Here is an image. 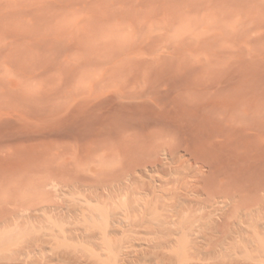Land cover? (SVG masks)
<instances>
[{
	"label": "rangeland",
	"instance_id": "1",
	"mask_svg": "<svg viewBox=\"0 0 264 264\" xmlns=\"http://www.w3.org/2000/svg\"><path fill=\"white\" fill-rule=\"evenodd\" d=\"M263 100L264 0H0V264H166L185 239L187 264H264V226L227 225L237 202L221 197L260 179L215 145L220 126L238 130ZM204 116L203 159L150 155ZM132 164L140 175L126 182ZM127 197L176 198L177 236L136 224L141 212L120 208ZM113 205L122 223L109 235Z\"/></svg>",
	"mask_w": 264,
	"mask_h": 264
},
{
	"label": "bare ground",
	"instance_id": "2",
	"mask_svg": "<svg viewBox=\"0 0 264 264\" xmlns=\"http://www.w3.org/2000/svg\"><path fill=\"white\" fill-rule=\"evenodd\" d=\"M255 97V96H254ZM262 99V98H261ZM256 101V102H255ZM264 101V100H263ZM245 103L247 104H257V106L259 107L260 103H261V100H246ZM264 105V103H262ZM256 109V108H255ZM263 109V108H262ZM223 116V115H222ZM230 116V115H229ZM240 122L242 123L241 126L239 127L238 130H233L231 131L230 128H223L219 127V131L222 135L220 136H223V141L220 142V143H215V145L217 146V148H220L221 150L222 149H226L228 151H231V152H234L236 153L237 157L239 159V161L241 162V173L243 176L249 179H260L259 182L257 183H250V184H247V185H242V187H239L237 190H234V191H230L229 193H225L223 194L221 197H224V200L225 198L231 200V202L233 200H235L237 203H236V206H235V210L232 214V221H226L225 223H227V225L229 226H232V227H235L236 225H238L241 220H243L244 218L248 217V218H254L255 216L257 217L256 219H254V221L256 222L253 223L255 225H262L264 226V111L263 110H260L257 109V111H254V112H248L246 113V115L240 117ZM228 118L227 117H223V118H220V121L218 120L219 123L221 122H224L226 121ZM209 121H211L210 118L208 117H205L204 118H201L200 121L193 127V124H192V127L190 126V130H189V133L184 135V137L180 140V142L176 145V146H163L161 149H159V151H157L156 149L155 150H150V155H157L159 156V154H163L165 155V158L166 156L168 157H174L176 155V153H181V150H184L186 151L187 153L193 155L194 157H196L197 159H203L202 157L204 156V151L205 149H207V147H209V145H211V137L213 135H209V132L206 131V123H208ZM229 121V120H227ZM189 122V121H188ZM212 122V121H211ZM210 122V123H211ZM225 123V122H224ZM223 123V124H224ZM209 130V129H208ZM211 132V131H210ZM214 133V132H213ZM212 134V133H211ZM228 154V152H226ZM225 153V154H226ZM230 153V152H229ZM203 155V156H202ZM223 155V154H222ZM162 156V155H161ZM185 156V155H184ZM209 156V155H208ZM228 157V156H226ZM235 158V159H236ZM59 160V159H58ZM161 161L160 157H157L155 158L154 160H149L145 163V166L146 168L149 167V166H155L156 164H158L159 162ZM214 162V160H212ZM211 161V162H212ZM198 164V163H197ZM140 166L142 165L141 163L139 164ZM135 165H130L129 168L125 167V179H126V182L127 180H130L132 181L133 179L136 178L135 176V173L137 172L138 174V170L140 169L139 167L137 168V165L134 167ZM199 166V165H197ZM211 166V165H210ZM150 168V167H149ZM208 168V167H207ZM212 168V167H211ZM59 170V169H58ZM209 170V169H208ZM49 172V171H48ZM200 172V171H199ZM52 173V172H51ZM55 173V172H54ZM64 173V172H63ZM230 173V172H229ZM50 174V173H49ZM201 174V173H200ZM58 174H56L57 176ZM140 175V174H138ZM235 175V174H234ZM62 176V175H61ZM64 176V175H63ZM62 176V177H63ZM64 178V177H63ZM193 178V177H192ZM70 179V178H69ZM40 180V179H39ZM57 180V179H55ZM54 180V181H55ZM65 180V179H64ZM195 180L197 181V179L195 178ZM74 181V180H72ZM193 181V180H192ZM38 182V181H37ZM43 183L44 181H40L39 183ZM46 182V181H45ZM48 182V181H47ZM65 182V181H64ZM133 182V181H132ZM135 182V181H134ZM41 183V184H42ZM50 183V182H49ZM69 183V181H68ZM124 183V182H123ZM129 183V182H128ZM39 184V185H41ZM52 184V183H51ZM50 184V185H51ZM55 184V183H54ZM44 185V184H43ZM68 185V184H67ZM134 185V184H133ZM136 185V183H135ZM134 185V186H135ZM143 185V184H142ZM146 185V184H145ZM191 183H189L188 186H190ZM64 186V185H63ZM66 186V185H65ZM69 186V185H68ZM120 186V184H119ZM133 186V188H134ZM72 187V186H71ZM108 187V185H107ZM38 188V187H37ZM75 188V187H74ZM100 188V187H99ZM128 188V186H127ZM132 188V189H133ZM137 188V187H136ZM139 188V187H138ZM175 188V187H174ZM177 188V187H176ZM184 188V187H183ZM36 189V188H35ZM41 189V188H40ZM76 189V188H75ZM108 189V188H107ZM121 189V188H120ZM129 190L131 188H128ZM188 189V188H187ZM235 189V188H233ZM32 190V189H31ZM34 190V189H33ZM38 190V189H37ZM36 190V191H37ZM111 190V189H110ZM116 190V189H115ZM138 190V189H137ZM105 191H106V187H105ZM108 191V190H107ZM122 191V190H121ZM128 191V190H127ZM126 191V192H127ZM135 191V190H134ZM30 192V191H29ZM35 192V190L33 191ZM72 192V191H71ZM70 192V193H71ZM77 192V191H76ZM93 192V190H92ZM129 192V191H128ZM139 192H141V189L139 190ZM144 192V190H143ZM37 193V192H36ZM35 193V194H36ZM136 193V192H134ZM138 193V192H137ZM149 193V192H147ZM146 193V195H147ZM13 194V193H12ZM33 194V193H31ZM109 194V193H108ZM127 194V193H126ZM141 194V193H140ZM167 194L169 195H173L174 193L172 191L170 192H167ZM39 196H41L40 194H38ZM37 195V196H38ZM44 195V194H43ZM86 195V194H85ZM122 195V194H121ZM130 194H128L127 196H129ZM133 195V194H132ZM93 196V195H92ZM95 196V195H94ZM114 196V195H113ZM145 196V195H144ZM149 196V194H148ZM26 197V196H25ZM112 197V196H111ZM202 197V196H201ZM204 197V196H203ZM11 198V197H10ZM9 198V199H10ZM36 198V196H35ZM43 198H45V196H43ZM93 198V197H92ZM135 198V197H134ZM161 198V197H160ZM167 198V197H165ZM169 198V197H168ZM7 199V198H6ZM41 199V198H40ZM116 199V198H114ZM145 199H147L145 197ZM176 199V198H175ZM174 199V200H175ZM226 199V200H227ZM29 200V199H27ZM37 200V199H36ZM35 200V201H36ZM77 200V199H76ZM142 200V199H141ZM158 200H159V197H158ZM162 200V198H161ZM164 200V199H163ZM170 201V199H168ZM173 200V201H174ZM223 200V199H222ZM42 201V200H40ZM78 201V200H77ZM98 201V200H97ZM136 202V200H134ZM133 201V203H134ZM147 200H145V202L143 201H139L138 200V203L137 204H133L132 202L129 201L128 197L127 199L122 203L123 204V208L122 206H120L121 210L123 211H127V212H132V211H139L138 213L141 212V218L140 219H136L138 217H136L133 221L136 222V224H139V225H142L143 224H148L145 225L147 226V230H149V228L151 230H153L154 228H156L157 232H159L160 228L162 230L160 231H165L166 228H168V231L171 232L170 236L172 237L173 233L175 234V231H176V228L173 226V224H176L177 227H178V223L182 224L184 222V217H182V213L180 214V211L178 210V212H176V214L178 213L177 216H179L180 218L178 219L177 218H174L175 216V208L178 206L177 203H175V201L177 202V200H175L174 202L171 200V202H168L166 203V200H165V203H159L157 206L155 207H152L150 206V201L146 202ZM28 202V201H27ZM38 202V200H37ZM65 202V201H64ZM115 202V201H114ZM118 202V201H117ZM224 202V201H223ZM222 202V203H223ZM8 203V202H7ZM29 203V202H28ZM42 203V202H41ZM179 203V202H178ZM195 203V202H194ZM193 203V204H194ZM23 204V203H22ZM30 204V203H29ZM37 204V203H36ZM39 204V203H38ZM51 204V203H50ZM76 204V203H75ZM118 203H116L115 205H117ZM121 204V205H122ZM153 204V203H152ZM188 204L186 202V207H188ZM193 204H192V207H193ZM214 204V203H213ZM221 204V203H219ZM224 204H227L226 202H224ZM27 205V204H26ZM31 205V204H30ZM40 205V204H39ZM43 205V204H42ZM45 205V204H44ZM43 205V206H44ZM67 205V204H66ZM65 205V206H66ZM78 206V204H76ZM199 205V204H198ZM29 206V205H28ZM37 206V205H36ZM53 206V205H52ZM85 206V205H84ZM83 206V207H84ZM182 205H180L179 207H177L178 209L181 208ZM45 207V206H44ZM57 207V206H56ZM113 207L115 208H118L117 206H114ZM162 207L165 211L162 210ZM191 207V208H192ZM199 207V206H197ZM37 208H40V207H37ZM46 208V207H45ZM82 209V206L80 207ZM79 208V210H80ZM87 208V206H86ZM85 210V213H87V216H89V213H88V208ZM112 208V206H111ZM111 208H108L109 210H112ZM189 208V207H188ZM203 208H204V205H203ZM216 208V207H215ZM31 209V208H30ZM57 209V208H56ZM182 209V208H181ZM201 209V208H200ZM205 209V208H204ZM203 209V210H204ZM35 210V209H34ZM78 210V209H77ZM84 209H82L83 211ZM118 209L116 210H112L110 211L111 214L109 215H106V222H107V226L106 228L104 227V229H106V232L109 231V235L112 231H116L118 226L114 225L116 224L117 222H121V211H118ZM162 210V211H161ZM189 210V209H188ZM186 210L185 208V212L188 211ZM91 212V210H89ZM167 211H169L170 213H167ZM35 212V211H34ZM173 212V213H171ZM203 212V211H201ZM206 212V211H205ZM32 213V212H31ZM45 213V212H44ZM204 213V212H203ZM211 213V211H210ZM46 214V213H45ZM82 214V212H81ZM131 214V213H130ZM194 214V212L192 213ZM196 211H195V214L196 215ZM202 214V213H201ZM207 214V213H206ZM56 215V214H55ZM59 215V214H58ZM83 215V214H82ZM128 215V214H127ZM132 215V214H131ZM137 216V214H135ZM140 216V214H138ZM187 215V214H185ZM197 215H200V214H197ZM91 217H99V218H103L104 219V216L102 213H97L96 211L93 212L92 214H90ZM202 216V215H201ZM231 216V215H230ZM29 217V216H28ZM47 217V216H45ZM129 217V216H128ZM134 217V216H133ZM195 218L197 216H194ZM40 218V217H39ZM49 218V217H48ZM56 218V217H55ZM98 218V219H99ZM110 218L112 219V221L114 222L113 224H110L109 221H110ZM220 218V217H219ZM42 219V218H41ZM40 219V220H41ZM57 219V218H56ZM61 219V218H60ZM81 219V218H80ZM194 219V218H193ZM79 220V219H78ZM102 220V219H101ZM100 220V222H101ZM59 221V220H57ZM76 221V220H75ZM84 221V220H83ZM99 221V220H98ZM110 221V222H112ZM123 221V220H122ZM130 222V221H129ZM133 222V223H134ZM190 224L192 222L191 219H188V221ZM213 222V221H211ZM41 223V222H40ZM52 223V222H51ZM122 223V222H121ZM124 223V222H123ZM193 223V222H192ZM252 223V221H251ZM44 224V223H43ZM53 224V223H52ZM73 224V223H72ZM112 226H116L115 228L114 227H111L110 225ZM118 224V223H117ZM131 224V223H130ZM179 224V225H180ZM210 224V223H209ZM213 224V223H212ZM246 224V223H245ZM249 224V223H248ZM252 224V225H253ZM30 225V224H29ZM70 225V224H69ZM189 225V224H188ZM187 225V226H188ZM41 226H44L41 224ZM50 226V224H49ZM89 226V225H88ZM87 225H83V227H86L87 229L88 228H91V225L90 227H88ZM157 226V227H156ZM174 227L175 229H173L172 227ZM186 226V227H187ZM191 226V225H190ZM198 226V225H196ZM209 226V225H208ZM243 226V225H242ZM241 227V225L239 226ZM142 230H143V227H141ZM146 228V227H145ZM189 228V226H188ZM237 228V227H236ZM257 228V227H256ZM85 229V228H83ZM82 229V231H83ZM93 229V228H92ZM196 229V228H195ZM238 229V228H237ZM241 229V228H240ZM249 229V227H248ZM259 230L261 228H258ZM74 230V229H73ZM86 230V229H85ZM98 230V229H97ZM137 230V229H136ZM146 230V229H145ZM175 230V231H174ZM187 230V229H186ZM194 230V228H193ZM239 230V229H238ZM250 230V229H249ZM29 231V230H28ZM57 231H59L57 229ZM86 230V233H83L85 231H83L82 233V237L84 239H92L94 236L93 239H99V237L97 238L96 237V234L95 233H91V230ZM140 231V230H139ZM155 231V230H153ZM167 231V230H166ZM178 231L180 232V228L178 229ZM262 231V230H260ZM81 232V231H80ZM105 232V230L103 231ZM142 232V231H141ZM113 233V232H112ZM118 233V232H117ZM177 233V232H176ZM191 233H194L195 232H191ZM247 233V232H246ZM245 233V234H246ZM51 234V233H50ZM114 234V233H113ZM159 234V233H158ZM164 235V233H161V235ZM167 234V233H166ZM32 235V234H31ZM39 235V234H38ZM52 235V234H51ZM101 235L102 237V234H99ZM107 235V234H105ZM112 235V234H111ZM156 235V234H155ZM160 235V237H161ZM169 235V234H168ZM177 236V234H175ZM192 235V234H191ZM43 236V235H42ZM59 236V235H58ZM108 236V235H107ZM133 236V235H132ZM44 237V236H43ZM106 236H104L105 238ZM109 237V236H108ZM107 237V238H108ZM112 237V236H111ZM160 237H159V241L160 240ZM169 237V236H168ZM175 237V236H174ZM30 238V237H29ZM32 238V237H31ZM155 238H158V235H156ZM248 238V237H247ZM39 239V238H38ZM37 239V240H38ZM83 239V240H84ZM149 238H147L148 240ZM154 239V238H153ZM169 239V238H168ZM176 239V238H175ZM174 239V240H175ZM250 239V238H249ZM32 240V239H31ZM158 240V239H157ZM178 240V239H177ZM176 240V241H177ZM186 240V239H185ZM185 240L183 241L184 243L181 244L182 245V249L177 251L176 254H172V255H169L168 256V263L166 264H187V261L184 263L183 261L187 260V258H189L190 256L192 257H195L193 256L195 252H192L191 251V248L188 249L187 248V244L185 243ZM28 241V240H27ZM36 241V240H35ZM187 241V240H186ZM33 242V241H32ZM55 242V241H54ZM126 242V241H125ZM155 242V241H154ZM45 243V242H44ZM49 243V242H48ZM52 243V242H51ZM103 243V242H102ZM114 243V241H113ZM111 244L112 246L114 244ZM119 243V242H118ZM116 241H115V246L118 248L120 245L118 244ZM160 243V242H159ZM172 243V242H171ZM30 244V243H29ZM105 243H103V245L101 244V248L104 245ZM162 244V242L160 243ZM186 244V245H185ZM38 245V244H37ZM41 245V244H40ZM93 245V244H91ZM171 245V244H170ZM32 246V245H31ZM49 246H50V243H49ZM40 247V246H39ZM51 247V246H50ZM127 247V246H125ZM132 247V246H131ZM27 248V247H26ZM97 248V247H96ZM103 248H106V247H103ZM109 248V247H108ZM114 248V246H113ZM99 249V248H97ZM79 250V249H78ZM77 250V251H78ZM114 250V249H113ZM19 251H22L23 253V250H19ZM48 251V250H47ZM74 251V250H73ZM72 251V252H73ZM108 251H110L108 249ZM107 251V252H108ZM138 251V250H137ZM103 252V251H102ZM105 252V253H107ZM115 250L113 251V254H114ZM126 252V251H125ZM41 253V252H39ZM101 253V252H100ZM104 253V256H108V258H110V252H108L106 255ZM110 253V254H109ZM13 254H16L15 252ZM63 254V253H62ZM69 254V253H68ZM129 254V253H128ZM164 254V253H163ZM168 254V253H167ZM64 255V254H63ZM8 256V254H7ZM17 254L14 256L16 257ZM76 256V255H75ZM79 256V255H78ZM106 256V257H107ZM56 257V256H55ZM77 257V256H76ZM47 258V257H46ZM45 258V259H46ZM57 258V257H56ZM73 258V257H72ZM191 258V257H190ZM13 259V258H11ZM15 259V258H14ZM71 259V258H70ZM16 260V259H15ZM68 260V259H67ZM82 260V259H81ZM110 260V259H109ZM13 261V260H12ZM72 261V260H71ZM26 262V261H25ZM50 262V261H49ZM74 262V261H73ZM77 263V262H76ZM190 264V263H189Z\"/></svg>",
	"mask_w": 264,
	"mask_h": 264
}]
</instances>
